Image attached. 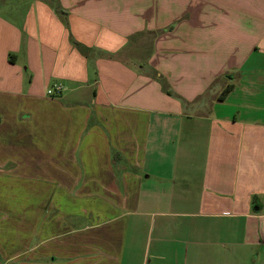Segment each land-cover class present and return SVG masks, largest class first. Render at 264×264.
Wrapping results in <instances>:
<instances>
[{
  "label": "crops",
  "instance_id": "obj_1",
  "mask_svg": "<svg viewBox=\"0 0 264 264\" xmlns=\"http://www.w3.org/2000/svg\"><path fill=\"white\" fill-rule=\"evenodd\" d=\"M37 147L64 264H264V0H0V173Z\"/></svg>",
  "mask_w": 264,
  "mask_h": 264
},
{
  "label": "rangeland",
  "instance_id": "obj_2",
  "mask_svg": "<svg viewBox=\"0 0 264 264\" xmlns=\"http://www.w3.org/2000/svg\"><path fill=\"white\" fill-rule=\"evenodd\" d=\"M36 149L45 155L26 164L31 178L0 173V264H64V180L56 179L63 174L51 171L46 158L50 148ZM16 236L27 239L22 246L27 251L37 242L40 257L11 258L19 249Z\"/></svg>",
  "mask_w": 264,
  "mask_h": 264
},
{
  "label": "built area",
  "instance_id": "obj_3",
  "mask_svg": "<svg viewBox=\"0 0 264 264\" xmlns=\"http://www.w3.org/2000/svg\"><path fill=\"white\" fill-rule=\"evenodd\" d=\"M62 90H63V88H62L61 85H54V87L49 88V89L47 90V93H48L49 95H56V94L61 93Z\"/></svg>",
  "mask_w": 264,
  "mask_h": 264
},
{
  "label": "trees",
  "instance_id": "obj_4",
  "mask_svg": "<svg viewBox=\"0 0 264 264\" xmlns=\"http://www.w3.org/2000/svg\"><path fill=\"white\" fill-rule=\"evenodd\" d=\"M233 88V85H228L223 91L222 93L220 94L219 98L220 99H224L227 94L231 91V89Z\"/></svg>",
  "mask_w": 264,
  "mask_h": 264
}]
</instances>
